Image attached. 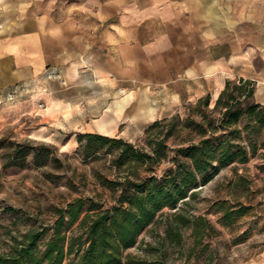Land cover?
Wrapping results in <instances>:
<instances>
[{"label": "crops", "instance_id": "crops-1", "mask_svg": "<svg viewBox=\"0 0 264 264\" xmlns=\"http://www.w3.org/2000/svg\"><path fill=\"white\" fill-rule=\"evenodd\" d=\"M255 55L262 62L257 69ZM240 77L254 80L258 92L264 84V0L0 3V102L23 86L73 95L79 87L108 85L122 92L114 98L127 96L123 110L140 90L174 100L165 112L142 113L154 120L175 111L181 98H199Z\"/></svg>", "mask_w": 264, "mask_h": 264}, {"label": "trees", "instance_id": "trees-1", "mask_svg": "<svg viewBox=\"0 0 264 264\" xmlns=\"http://www.w3.org/2000/svg\"><path fill=\"white\" fill-rule=\"evenodd\" d=\"M254 92V80L228 78L213 103L206 93L185 105L184 116L175 112L155 118L138 142L95 132L74 133L84 160L110 156L111 177L94 173L108 197L75 196L55 207L49 226L11 236L8 249L0 252V264H145L143 257L127 249L165 209L173 210V219L165 224L153 249L165 245L182 249L183 229H190V249L199 246L196 254H204L208 243L203 237L211 226L201 215H186L181 206L225 167L234 172L231 184L237 194H245L257 179L264 181V102L256 101ZM26 154L13 146L10 164L23 162ZM31 157L34 164H44L37 152ZM251 160L256 170L252 176L237 173L238 166ZM225 204L218 206L224 223L251 209L238 197L233 208Z\"/></svg>", "mask_w": 264, "mask_h": 264}, {"label": "rangeland", "instance_id": "rangeland-1", "mask_svg": "<svg viewBox=\"0 0 264 264\" xmlns=\"http://www.w3.org/2000/svg\"><path fill=\"white\" fill-rule=\"evenodd\" d=\"M250 60L254 69L262 63L257 55ZM259 86L261 90L258 92L255 83L253 98L264 102V84ZM222 87L219 84L212 87L211 103ZM12 92V99L4 98L0 102V252L8 249L11 236L19 237L29 228L49 226L55 207L64 205L71 198L108 197L95 182L94 173L98 171L111 177L110 156L95 161L84 160L73 133L100 131L110 137L138 142L152 121L142 113L148 109L154 112V108L163 112L174 108L171 98L162 94L143 95L140 90L139 96L132 95L131 104L118 116L114 107L108 105L111 101L114 104L119 98L114 96L122 92L117 90L114 93L108 85L79 87L73 95L63 89L50 90L48 85L23 86ZM189 97L190 100L181 98L172 113L184 116L185 105L197 100L192 94ZM79 100L82 102L78 106L66 104ZM105 108L109 112L103 114ZM115 131L121 134L117 136ZM41 145L49 148L42 149ZM13 146L20 153H27L23 162L15 160L18 165L10 164ZM36 152L44 164L32 162L31 156ZM254 164L255 161L251 160L245 166H238L237 173L252 176L256 171ZM233 179L234 172L230 167L221 169L213 179L196 189L187 205L181 206L186 215H201L211 226L206 228L203 237V242L208 243L204 254H196L199 246L190 249V229H183L182 249L173 245L153 249L163 235L165 224L173 219L170 215L173 210L170 209H165L163 215L145 228L135 246L127 252L143 257L145 264H264V181L257 179L250 183L248 190L241 195L235 192L231 184ZM237 197L243 204L251 205V209L234 221L224 223L218 206L225 201V206L233 208ZM46 238L47 235L43 240Z\"/></svg>", "mask_w": 264, "mask_h": 264}, {"label": "bare ground", "instance_id": "bare-ground-1", "mask_svg": "<svg viewBox=\"0 0 264 264\" xmlns=\"http://www.w3.org/2000/svg\"><path fill=\"white\" fill-rule=\"evenodd\" d=\"M218 92L214 95V99L216 98ZM214 101V100H213ZM127 102V96L126 97H123V98H120V99H116L115 100V107H114V110L116 112V114L118 116L121 115L123 109H124V105L125 103Z\"/></svg>", "mask_w": 264, "mask_h": 264}, {"label": "built area", "instance_id": "built-area-1", "mask_svg": "<svg viewBox=\"0 0 264 264\" xmlns=\"http://www.w3.org/2000/svg\"><path fill=\"white\" fill-rule=\"evenodd\" d=\"M13 92L11 91V92H9L7 95H6V97H5V99L7 98V99H12L13 98Z\"/></svg>", "mask_w": 264, "mask_h": 264}, {"label": "clouds", "instance_id": "clouds-1", "mask_svg": "<svg viewBox=\"0 0 264 264\" xmlns=\"http://www.w3.org/2000/svg\"><path fill=\"white\" fill-rule=\"evenodd\" d=\"M3 2V0H0V3H2Z\"/></svg>", "mask_w": 264, "mask_h": 264}]
</instances>
